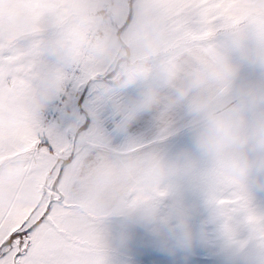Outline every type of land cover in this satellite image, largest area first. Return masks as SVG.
<instances>
[{
    "label": "crops",
    "instance_id": "obj_1",
    "mask_svg": "<svg viewBox=\"0 0 264 264\" xmlns=\"http://www.w3.org/2000/svg\"><path fill=\"white\" fill-rule=\"evenodd\" d=\"M137 4L134 13L130 3L124 41L155 42V54H143L142 49L137 61H131L128 52L129 71L121 83L112 85L113 89L122 88L123 93L117 100L107 99L110 111L104 116L106 123L94 127L95 117L86 116L89 132L78 131L68 148L66 121L46 143L43 134L35 139L25 133L27 119L22 115L10 126V100L31 98L32 93L19 90L28 82L35 85L41 81L38 71L42 62L35 59L43 58L49 47V27L74 23L68 22L71 18L65 15V8L57 7L55 2L34 3L29 9L44 10L48 5L64 11L58 17H48L44 12L32 13L33 17L28 14L34 22L27 26L40 27L22 32L23 36L14 28L10 38L7 4L0 0V161L11 154L10 161L1 163L0 169L9 164L14 173L23 160L30 163L36 159L39 144H45L17 208L24 211V219L34 209H44L45 213L31 228L28 246L17 264H122L119 259L69 241L45 222L49 211L68 201H79L73 195L82 192L86 184L91 197L98 201L111 181L127 180V186L122 187V183L117 192L149 196L161 202L163 208L197 218L228 200L264 207V12L230 32L212 37L208 33L187 35L192 43H206L199 49L179 46L168 51L163 50V42L174 36V27L180 21L191 26L227 25L225 0H145ZM167 30L165 35L163 31ZM20 37H25L22 45ZM20 58H33L35 67L28 68ZM168 124L169 131L163 134ZM84 132L96 144L73 147ZM51 142L57 143L60 158L69 155L68 162L53 163ZM148 144L161 149L149 167ZM28 152L31 155L27 158ZM22 217H13V226L6 224L7 209L0 197V246L9 235L6 229L16 230L25 223L27 219ZM8 256H2L0 264H14V258L9 260Z\"/></svg>",
    "mask_w": 264,
    "mask_h": 264
},
{
    "label": "rangeland",
    "instance_id": "obj_2",
    "mask_svg": "<svg viewBox=\"0 0 264 264\" xmlns=\"http://www.w3.org/2000/svg\"><path fill=\"white\" fill-rule=\"evenodd\" d=\"M5 1L10 38L14 35V28L19 30V36H23V33H28L27 30L35 31L40 27L27 26V23L32 25L34 22L33 18H28V14L33 17L32 13L44 12L48 17H58L64 11L48 5L44 6V10L29 9L33 8L34 3L46 4L50 0ZM51 1L57 7L60 5L65 8V15L71 18L68 22L74 24L49 27L52 36L49 47L45 48L43 58L35 59L38 63L42 62L41 72L38 71V75L42 76L41 81L35 85L28 82L19 90L20 93H32L31 98H22L18 102L11 98L10 126L12 124L13 127L14 120L22 115L27 119L25 133L31 138L43 134V142L46 143L50 141V136H54L55 129L66 121L70 136L66 146L69 148L78 131L83 129L89 132L86 129V116L95 117L94 127L106 123L104 116L109 115L110 111L107 99L117 100L123 93L122 88L113 89L112 85L121 83L124 73L129 71L128 52H131V61H137L142 49L145 50L143 54H155L156 43L124 41V22L129 14L130 3L134 13H137V3L145 0ZM225 2L227 25L211 23L191 26L180 21V25L174 27V36L164 40L163 50L170 51L179 46L184 50L188 47L198 48L206 43H192L191 37L187 35L208 33L212 37L230 32L238 28V24L264 12V0ZM135 30L137 36V26ZM167 32L163 31L165 35ZM24 38H18L20 45ZM29 48L32 49V45ZM21 60L28 63V68L35 65L33 58ZM118 108L121 109V106ZM28 119L40 122H28ZM163 130V134L168 133L169 124ZM76 140L77 143L73 144L75 148L78 145L86 147L96 144L86 132ZM56 142H59L58 137ZM50 146L53 147L52 154L54 152L53 163L69 161V155L68 158L59 157L57 143L51 142ZM42 147L45 148V144H39L36 159L30 163L23 160L14 173L9 164L0 169V197L7 209L5 223L9 226H13V217L20 219L23 216L24 219V211L20 215L17 208L38 168ZM146 147V164L149 167L161 149L149 144ZM30 155L28 152L25 156L28 158ZM10 156H5L0 164L10 161ZM119 182L111 181L110 187L103 189L98 196L101 199L98 201L91 197L90 186L84 185L82 192L73 195L79 201H68L61 208L48 210L50 215L45 219L46 224L59 229L69 241L101 255L119 259L122 264H264V207L228 200L219 203L208 215L197 218L182 211L163 208L161 202L149 196L135 192L130 196L119 193V185L123 183L122 187H126L128 181ZM44 213V209H34L16 230V227L6 229L9 235L0 246V258L8 254L9 260L14 258V264H17L18 257L25 253L28 246L31 228L38 220H42Z\"/></svg>",
    "mask_w": 264,
    "mask_h": 264
},
{
    "label": "trees",
    "instance_id": "obj_3",
    "mask_svg": "<svg viewBox=\"0 0 264 264\" xmlns=\"http://www.w3.org/2000/svg\"><path fill=\"white\" fill-rule=\"evenodd\" d=\"M117 38H118V35H117ZM118 42H119V39H118Z\"/></svg>",
    "mask_w": 264,
    "mask_h": 264
}]
</instances>
